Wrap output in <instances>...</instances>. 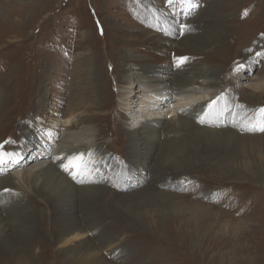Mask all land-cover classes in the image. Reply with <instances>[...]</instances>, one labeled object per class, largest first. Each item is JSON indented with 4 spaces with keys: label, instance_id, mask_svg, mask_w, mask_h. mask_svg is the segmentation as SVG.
<instances>
[{
    "label": "rangeland",
    "instance_id": "rangeland-1",
    "mask_svg": "<svg viewBox=\"0 0 264 264\" xmlns=\"http://www.w3.org/2000/svg\"><path fill=\"white\" fill-rule=\"evenodd\" d=\"M193 2L197 6L189 12L181 0H0V144L5 145L0 155L11 158L0 164V203L11 197L26 204L23 190L3 185L19 169L24 139L39 149L43 135L38 139L29 132L42 125L38 110H45L46 120L59 115L57 125L47 120L41 126L48 137L60 134L71 112L91 125L99 78L103 99L117 106L120 54L144 63L134 48L142 32L178 41L193 56L169 70H191L202 78L213 74L217 81L215 88L163 106L161 124L146 120L139 127L144 133L135 150L150 130L152 154L120 157L130 134H114L115 150L102 148L110 158L111 181L100 186L110 191L73 190L54 204L42 194L36 210L31 203L24 212L6 209L0 233L9 237L0 240V264H264V132L259 130L264 127V55H256L264 53V0ZM206 44L215 47L216 60L195 61V50ZM137 89L134 83L129 99L140 97ZM197 98L208 102L189 112L202 111L207 121L185 116L183 121L193 122L192 147L182 149L166 172L157 170L160 142L173 139L164 127L170 116L176 118L174 106ZM138 104L133 107L141 110ZM143 113L130 107L122 121ZM12 129L20 131L16 141ZM107 141L111 136L101 140ZM23 214L32 223L15 221ZM26 247L23 256L19 251Z\"/></svg>",
    "mask_w": 264,
    "mask_h": 264
},
{
    "label": "bare ground",
    "instance_id": "bare-ground-1",
    "mask_svg": "<svg viewBox=\"0 0 264 264\" xmlns=\"http://www.w3.org/2000/svg\"><path fill=\"white\" fill-rule=\"evenodd\" d=\"M134 48L136 49V51H138L137 56H145L146 59L144 60V63H137V61L139 60L138 58L125 57L123 54H120L119 58L121 62L124 63H119L121 66V70L119 71V75H117L115 80L116 84L118 85L117 87H119L117 98L120 101L117 106H114V104H112L110 100L106 101L103 99V95L105 94L104 81H99V77V79L96 80V82H98L96 85L97 87H95L97 89L99 99L98 104H95L96 106L94 105V107H98V110L91 116V123L93 122L91 125L86 124L85 121H80L77 117L79 114L74 115L73 112H71L69 113V117L64 118L65 121L63 119V121L65 122L63 126L58 129V131H60V134L58 135L57 133H52L50 134L52 136L48 137L46 131L43 132V130L41 129V126H43V124L47 125V120L57 125V122L60 121L59 115H51V117L49 116V119L46 120L45 114L47 113L45 112V110L43 108H40L38 110L39 114L37 113L36 116L40 118V120H42L40 121L42 125H39L37 123L35 126L31 127V130L29 132L31 133L30 136H37L38 139L40 137L39 135H43V137L41 138L42 142L40 141L41 143H37L40 144L39 149L37 148V146L35 148V145L33 144L28 145L30 143L29 141H27L29 137H26V139H24L27 143L26 145H22V154L18 156L17 162H19V169L10 174L12 175V177L11 179L7 178L6 182L3 185V189L8 188L9 186L14 187L16 185L15 187L18 190L24 191L23 203H31L30 207L31 209L34 207V210L40 208L41 206L39 204L40 201L37 198L38 195L41 196L42 194H44V200H47L48 202L54 204L55 202H58V200L60 202L61 199L66 197L67 194H70V192L72 193L73 190L81 191L83 193L92 192L94 190H99V192H104L106 190L110 191L109 186H104L105 188H102L100 186L103 184L108 185V182L111 181V177L107 176V162L110 158L108 155H105L103 153L102 148L105 147L110 151L111 149L112 151L115 150V146L113 147L115 142L114 134H130L129 137L127 136L128 139L125 143L126 145L124 146V150L118 152L120 157L125 156L128 159L131 157V155H135L133 151L136 153V156H134L136 159L141 154L148 156L149 154L153 153L152 151L156 147L153 142V136L151 135L150 130H146L145 138L143 140L144 145L139 150H135L136 140L141 133H144L139 130V127L145 125L146 120L152 121L151 124L153 125H158L162 120L160 117L162 116V113L160 112L161 108L163 106H168L169 102H172L173 99H183L187 95L192 96L196 93H199V91H201L202 89L209 90L216 87L217 81L215 80V78H213V74H204L202 78L199 73L193 74L191 70H180L175 72L169 70L170 66L177 65V63L173 62H177V59L179 57H187L186 61H189L191 58H193V56L189 55L185 47L182 46L178 41L166 39L159 34L142 32L139 36V40L136 42V45H134ZM194 53L193 54L196 55L195 61H212L216 60L217 58L215 47L210 44L201 46V48L196 49ZM151 64H156V70H148V67ZM186 64L187 63H184L183 65ZM161 73L165 75L162 78H160ZM177 74H180V76H177ZM134 83L138 84L137 91L138 93L140 92V97L129 99V94ZM136 101H139L138 105L142 106L141 110H139V108L137 107H133V103H135ZM206 102H208V100H200V98H197L196 100L191 101L189 104H186L184 102L183 104L180 103V105L178 104L174 106L175 108L177 107V110H179L176 114V118L170 116L168 118V123L164 127L165 132H167L168 130V133H172L171 135L173 139L163 140V143L162 141L160 142L161 145L160 147L158 146L160 150L157 153L158 157L155 162L157 170H165L166 172V168L168 169L169 165L178 159L177 154L180 155V151L182 149L187 148L190 150L193 145L192 139H194V136H192L193 133H191L190 130L193 122L191 120L183 121L182 119L185 116H189L195 117L196 119L200 120L202 111L199 114L198 112H196V110L190 112L189 110L191 107H196L197 105L205 104ZM130 107H132V112H144L142 114L144 117L139 118L136 117L139 116V114H135L134 117L130 119V121L123 122L122 119L126 114V111L129 110ZM75 108H73L72 110L74 111ZM57 113L59 114V112ZM113 114H115L114 117ZM146 114L151 115L150 118H148ZM203 119L204 121H207V119H205L204 117ZM109 122H114L113 128H111ZM123 123L128 125V127L125 125L123 126ZM134 125L137 126L135 127ZM52 129L55 130L57 128L52 127ZM12 130L13 132L11 140L16 141L20 137V134H18L20 133V131L18 129ZM108 135L111 136V141L101 142V140H103V138ZM55 136L56 138L57 136H59V138L57 139L55 146L53 147L52 140ZM132 147H134V149H132ZM81 156L83 157V159L76 162L80 164V172L82 173V175L78 176L76 180H73L70 175V171H65L63 165H66L70 160ZM16 157L17 156H15V158ZM0 158H2L3 161L11 159L10 157H7L5 155H0ZM135 161L137 162V160H134V162ZM128 166L129 163L127 161L124 165H122V168H124L125 170V172L123 170V172L121 173L122 175L126 173ZM131 174L133 175V172H131ZM176 176L181 175L177 174ZM155 178L158 179V177ZM12 200L13 199H11V197H8L5 203H0V220L1 215L6 209H11V211H14L15 214L20 210V207L22 208L23 212L27 208L26 204L17 205V202H13ZM38 211L41 215L43 209L42 211ZM20 218L21 219L18 218L19 220H15L17 223H23L20 225H26V223L29 225L28 221L32 223V221L28 219L24 214L21 215ZM24 220H26V222H24ZM22 233L28 234L29 232L22 231ZM6 237H9L8 234L4 232L0 233L1 241H4ZM65 239L63 242L66 243ZM0 248L4 249V246H0ZM27 252H29L27 247L19 251V253H22L23 256H26Z\"/></svg>",
    "mask_w": 264,
    "mask_h": 264
},
{
    "label": "snow or ice",
    "instance_id": "snow-or-ice-1",
    "mask_svg": "<svg viewBox=\"0 0 264 264\" xmlns=\"http://www.w3.org/2000/svg\"><path fill=\"white\" fill-rule=\"evenodd\" d=\"M172 0H169V3H171ZM181 3L183 4H186V5H189V8L187 9V11H191L192 7H196L197 5L194 4L193 0H181ZM184 25L181 26V29H183ZM257 56H261V55H264V53H260L258 52L256 54ZM187 60V57H179L177 59V65L180 66V65H183ZM243 65H238V68H242ZM217 101H213L212 104L209 105V108L212 107V105H214ZM262 112H264V109H261ZM200 123H204V119L203 117H201V119L199 120ZM260 131L264 132V127H261L259 128ZM5 147L4 144H0V149H3ZM83 157H76L74 158L73 160H70L68 164L66 165H63V168L65 171H70V175L72 177L73 180H76L78 176H81L82 173L80 172V164L77 163L76 161L78 160H82ZM5 163V161H3L2 158H0V164H3ZM82 182V181H81Z\"/></svg>",
    "mask_w": 264,
    "mask_h": 264
}]
</instances>
